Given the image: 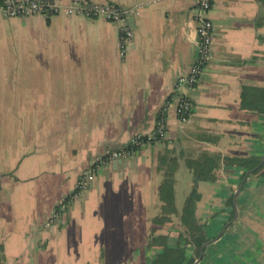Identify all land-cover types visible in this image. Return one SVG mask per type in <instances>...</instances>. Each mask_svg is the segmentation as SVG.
Wrapping results in <instances>:
<instances>
[{
  "label": "crops",
  "instance_id": "obj_1",
  "mask_svg": "<svg viewBox=\"0 0 264 264\" xmlns=\"http://www.w3.org/2000/svg\"><path fill=\"white\" fill-rule=\"evenodd\" d=\"M79 1L143 3L124 55L118 22L0 11V264H152L162 245L183 243L192 196L196 221L217 235L246 170L225 158L264 154V111L252 106L264 93L259 0H212L213 54L192 87L176 81L196 57L194 0ZM176 92L190 100L186 122ZM165 102L164 138L96 164L88 188L75 190L105 149L150 133ZM208 160L217 167L198 177ZM166 178L173 204L160 199ZM263 190L260 169L238 195V220L196 264H264Z\"/></svg>",
  "mask_w": 264,
  "mask_h": 264
},
{
  "label": "built area",
  "instance_id": "obj_2",
  "mask_svg": "<svg viewBox=\"0 0 264 264\" xmlns=\"http://www.w3.org/2000/svg\"><path fill=\"white\" fill-rule=\"evenodd\" d=\"M142 2L132 6L123 7L112 2H90L72 0L64 2L62 0H0V11L11 17H27L30 15H40L46 17L54 14H78L84 17H100L110 22L121 24L119 32V53L124 55L128 42L133 36V29L129 26L128 19L138 16ZM212 6V0H194V30L196 33L197 47L196 57L190 65L188 73L178 76L176 87H192L196 84L204 66L211 59L212 51V20L208 16V11ZM175 113L181 122L188 120L191 103L182 93L174 95ZM165 105L157 114L154 129L146 134L134 135L128 144L115 148H107L103 155L94 158L93 164L86 167L79 175L76 181L75 190L86 189L94 179L93 167L98 163L108 162L112 159H119L133 154L138 146L144 143L158 141L165 136L166 132V113ZM64 201L60 204L63 206ZM57 213V212H56Z\"/></svg>",
  "mask_w": 264,
  "mask_h": 264
},
{
  "label": "trees",
  "instance_id": "obj_3",
  "mask_svg": "<svg viewBox=\"0 0 264 264\" xmlns=\"http://www.w3.org/2000/svg\"><path fill=\"white\" fill-rule=\"evenodd\" d=\"M261 2L262 7L264 8V0H259ZM255 89H252L250 92H252ZM253 108L257 110L264 111V93L261 99L259 97L256 98V100L252 101ZM227 162H230L228 164H236L238 166H243L245 169L250 168L252 165H254L257 162V159L252 160H246L241 158H225ZM214 163L211 161H207L206 165L201 164L198 166L197 171L195 174L198 175V177L204 176L205 172L211 176L212 169L217 167V164L213 166ZM197 180V179H196ZM173 190V181L171 179L166 178L164 181H162V184L159 189L160 199L164 201V203L171 202L173 204V198L172 200L165 196V194L168 195L169 192H172ZM194 201L195 197L192 196L190 199L187 200L186 205L184 207L183 212L180 214L182 217V223L186 229L187 234L190 236V241H192L195 245V247H199L202 242L205 240V238L200 237L199 233L201 232V227L195 222V214H194ZM164 208L165 207V204ZM167 209V208H166ZM186 240V239H185ZM193 261L192 257H188V253L185 250L184 246L182 244H176V245H170V244H164V249L161 254H158L154 256L153 263L152 264H191Z\"/></svg>",
  "mask_w": 264,
  "mask_h": 264
},
{
  "label": "flooded vegetation",
  "instance_id": "obj_4",
  "mask_svg": "<svg viewBox=\"0 0 264 264\" xmlns=\"http://www.w3.org/2000/svg\"><path fill=\"white\" fill-rule=\"evenodd\" d=\"M261 160H262L261 164H260L259 166H257V164H258ZM260 169H263V171H264V154H263V156H262L261 158L257 159V162H256L254 165H252L250 168L246 169L245 172H244V174H245L247 171H250V172L248 173V175L246 176V178H247L250 174H253V173L257 172V171H259ZM244 174H243V176H244ZM243 176H242V178H243ZM242 178H241V179H242ZM246 178H245V181H244L242 187L244 186V184H245V182H246ZM241 179H240L238 185L240 184ZM238 185H237V187H238ZM242 187L240 188L239 193H240ZM87 188H88V187H87ZM87 188H86V189H87ZM236 189H237V188H236ZM236 189H235V191H236ZM235 191L233 192L232 197H231V203H232V205H231V212H230V215H229L227 221L224 223V225H223V226L221 227V229L219 230V232H218L217 235L212 236V237H208V236L206 235V231H207V230L204 229V225H205V223L197 222V221H196V218H195V222H196L198 225H200V227H201V232L199 233V235H200V237L203 236V238H205V240L202 242V244L205 243V242H208V244H209L213 239H216V238H218L219 236H221V234L223 233V231L226 230L227 227H228L232 222L238 220L239 212H238V206H237V199H238V195H239V193L237 194V196H236V198H235V202H234L233 200H234V193H235ZM262 193H264V190L262 191ZM263 209H264V208H263ZM56 212H57V208L54 210L53 214H57ZM194 214H195V213H194ZM255 216H256V215H255ZM262 216H264V215H261V214L258 213L256 217H257L258 220H261L260 218H261ZM252 231L255 232V233L260 232L259 229L252 230ZM215 237H216V238H215ZM248 237H250V236H245V238H248ZM181 239H182L183 243H176L177 245H178V244H182V245L184 246L185 250H186V246H188V245L193 246V248H194V249H193V253H192V255H191L192 258H193V261L191 262V264H192L193 262H195V261L197 260V258H198V256H199V252H200V247L202 246V244H201L199 247L196 248L195 245H194V243H193L192 241H190V236L187 234L185 227H184V229H183V231H182V233H181ZM185 239H186V240H185ZM253 240H254V242H256L255 239H253ZM176 244H173V245H176ZM208 244H207V245H208ZM207 245H205V247H206ZM162 247H163V249H164V245H162ZM205 247H203V250H202V256H203V252H204V248H205ZM162 252H163V251H162ZM162 252H161V253H162ZM161 253H160V254H161ZM155 256H156V255H155ZM153 258H154V257H153ZM201 259H202V258H201ZM201 259H200V260H201ZM200 260H199V261H200ZM199 261H198V262H199ZM152 263H153V259H152Z\"/></svg>",
  "mask_w": 264,
  "mask_h": 264
},
{
  "label": "water",
  "instance_id": "obj_5",
  "mask_svg": "<svg viewBox=\"0 0 264 264\" xmlns=\"http://www.w3.org/2000/svg\"><path fill=\"white\" fill-rule=\"evenodd\" d=\"M128 21L130 22V23H132L133 22V17H130L129 19H128ZM115 147H117V146H115ZM115 147H111V148H115ZM114 162H119V160H115ZM261 162H262V160L257 164V166H259L260 164H261ZM250 171H247L245 174H244V176H243V178L241 179V182H240V184L238 185V187H237V189H236V191H235V193H234V202H235V198H236V196H237V194L239 193V190H240V188L242 187V185H243V183H244V181H245V178H246V176L248 175V173H249ZM208 244V242H205V243H203L202 244V246L200 247V252H199V256H198V258H197V260L195 261V262H193L192 264H196V263H198V261L202 258V250H203V247H205V245H207Z\"/></svg>",
  "mask_w": 264,
  "mask_h": 264
},
{
  "label": "rangeland",
  "instance_id": "obj_6",
  "mask_svg": "<svg viewBox=\"0 0 264 264\" xmlns=\"http://www.w3.org/2000/svg\"><path fill=\"white\" fill-rule=\"evenodd\" d=\"M257 243V242H256Z\"/></svg>",
  "mask_w": 264,
  "mask_h": 264
}]
</instances>
